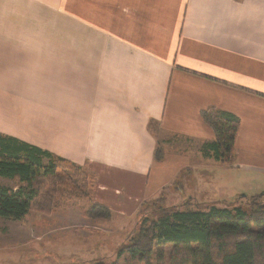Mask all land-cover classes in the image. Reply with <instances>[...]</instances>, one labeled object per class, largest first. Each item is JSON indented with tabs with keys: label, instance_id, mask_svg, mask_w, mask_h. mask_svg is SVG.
I'll return each instance as SVG.
<instances>
[{
	"label": "crops",
	"instance_id": "0c3cea01",
	"mask_svg": "<svg viewBox=\"0 0 264 264\" xmlns=\"http://www.w3.org/2000/svg\"><path fill=\"white\" fill-rule=\"evenodd\" d=\"M209 108L239 120L228 163L201 151ZM0 139L92 176L116 231L195 189L263 188L264 0H0Z\"/></svg>",
	"mask_w": 264,
	"mask_h": 264
},
{
	"label": "trees",
	"instance_id": "16d2710c",
	"mask_svg": "<svg viewBox=\"0 0 264 264\" xmlns=\"http://www.w3.org/2000/svg\"><path fill=\"white\" fill-rule=\"evenodd\" d=\"M201 117L215 137L202 144V153L228 163L238 118L214 108L202 111ZM162 155L163 149L157 148L154 158L160 160ZM44 157L47 165L42 164ZM0 177L20 184L14 191L0 186V217L22 221L29 211L50 214L63 191L87 195L89 175L34 146L0 139ZM158 204L156 218L145 216L137 222L111 264H164L165 260L169 264H264V195H245L196 209L190 202L181 207ZM83 215L88 220H107L111 213L92 204Z\"/></svg>",
	"mask_w": 264,
	"mask_h": 264
},
{
	"label": "rangeland",
	"instance_id": "374dc122",
	"mask_svg": "<svg viewBox=\"0 0 264 264\" xmlns=\"http://www.w3.org/2000/svg\"><path fill=\"white\" fill-rule=\"evenodd\" d=\"M93 181V177L89 175L85 196L63 191L56 199L53 216L47 217L30 211L22 221L0 217V264H97L98 262L111 264L118 249L128 243L137 222L145 216L149 219L156 218L159 204L145 206L139 216L137 215L130 222L122 223L121 231H116L118 229L114 226L116 220H111L109 223L113 228L108 231L111 234L104 233L102 231L107 230L101 224L109 227V223L100 220H96L95 223H85L86 218L83 215L91 206ZM19 185L17 181L0 178L2 187L12 189ZM245 189L250 191L247 195H264V187ZM236 190L239 188H223L222 192L215 190L216 194L212 199L220 200L222 195L228 196ZM191 191L189 194H192ZM195 192L196 189L195 199L193 197L189 199L188 192L180 194L179 202L175 206L181 207L186 202H190L192 209L213 205L205 203L204 199L199 197L196 199ZM209 199L210 197L205 201ZM94 226L99 228V231L95 230ZM44 230L48 231L44 232ZM87 232L93 235H86ZM169 249L170 247L166 252ZM164 264L169 263L165 260Z\"/></svg>",
	"mask_w": 264,
	"mask_h": 264
}]
</instances>
